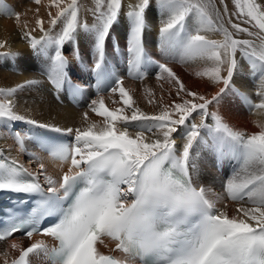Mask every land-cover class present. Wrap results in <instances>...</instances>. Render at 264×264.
Returning a JSON list of instances; mask_svg holds the SVG:
<instances>
[{
    "label": "snow or ice",
    "instance_id": "1",
    "mask_svg": "<svg viewBox=\"0 0 264 264\" xmlns=\"http://www.w3.org/2000/svg\"><path fill=\"white\" fill-rule=\"evenodd\" d=\"M41 2L34 0L37 5ZM232 2L233 12L221 0L223 8L214 9L213 14L204 0H155L161 15L160 49L172 56L160 63L151 58L144 43L150 27L146 15L153 0H137L125 11L123 0H96V23L92 25L80 23L78 0H49L48 7L55 9V14L48 12V23L53 30L60 24L59 33L52 35L45 30L44 20L37 19L40 38L32 34L33 30L25 31L24 36L38 53L48 56V50L54 49V56L49 57L52 63L48 78L57 92L66 84L82 91L72 84L68 60L61 50L66 42H76L81 29L91 36L98 98L89 107L104 123L62 129L18 114L11 99L0 102V128L10 129L13 122H24L71 136L69 142H64L61 138L13 132L21 149L27 150V137L50 157L68 165L59 185L50 177L46 179V191L33 173L15 160L8 161L0 152V192L42 197L40 207L26 219L0 228V242L16 232L28 238L50 236L58 242L52 248L42 240L27 248L13 242L10 246L19 256L10 264H31L30 256L40 255L51 264H264V122L256 124L258 132L246 133L230 126L218 110L209 109L210 105L218 108L224 94L232 92L245 100L250 111L264 113V0ZM0 13H8L3 0ZM9 15L20 22L19 13ZM122 20L128 23L129 75L140 78L143 67L156 64L157 78L176 86L180 102L165 105L157 115L149 116L134 107L124 80L109 69L106 42ZM236 21L250 24L256 31ZM22 27L27 28V24ZM208 33H217L222 39H212ZM5 48L7 42H0V49ZM237 51L251 69L258 102L233 84L239 67ZM18 55L0 53V57ZM177 57L181 63L205 62L207 66L195 75L223 87L211 98L188 90L169 66L177 62ZM36 83L28 81L27 85ZM109 84L110 92L118 93L121 107L110 109L100 95ZM16 91L0 89V96L12 97ZM147 92L149 97L155 95L151 89ZM127 109H131L130 115ZM194 113L200 117L199 123ZM88 118L85 112L84 119ZM209 118L211 124L206 123ZM133 121L152 123L137 126L132 125ZM181 126L185 131H180ZM129 127L135 129L134 134H130ZM202 129L211 138V145L201 134ZM177 133L183 141L180 148L174 138ZM202 146L210 147L218 162H236L216 199L210 198V189L194 179L198 173L195 161ZM33 159L39 157L33 155ZM221 201L223 207H218ZM229 204L235 206L231 215ZM45 216L58 219L41 230L38 225ZM105 239L114 242L111 251L122 256L102 253L98 245ZM4 255V264H9L8 253Z\"/></svg>",
    "mask_w": 264,
    "mask_h": 264
},
{
    "label": "bare ground",
    "instance_id": "2",
    "mask_svg": "<svg viewBox=\"0 0 264 264\" xmlns=\"http://www.w3.org/2000/svg\"><path fill=\"white\" fill-rule=\"evenodd\" d=\"M7 5L8 13H0V42H7V48L0 49V53L3 52H16L19 55L15 58L0 57V89L9 90L16 89L17 91L12 97L0 96V102L6 99H11L15 110L18 114L24 115L30 119H34L39 123L54 125L62 129L65 128H84L89 123L95 122L100 126H103V118L97 116L90 111V107H84L82 109H75L65 105H61L54 100L49 83L48 72L52 63L49 57L54 56V49L48 50V56L43 53H38L30 46L28 39L24 36L25 31L33 30L32 34L37 38H40V33L37 25V19H43L45 22V30L50 31L52 35H56L60 31L61 25L58 24L56 29H51L49 26L48 12L52 11L55 14V9H49V0H42L41 4L37 5L34 0H3ZM79 2V21L81 24L88 23L92 25L96 23L93 10L96 6V0H78ZM137 0H123L124 7L122 11L126 10L128 4H135ZM205 3L210 4L209 10L214 13V9H222L223 4L221 0H204ZM228 4L229 12L235 10V6L232 0H224ZM38 10V11H37ZM9 13H19L20 22L18 23L14 17H10ZM235 21V16L232 17ZM146 19L149 24V29L145 33L144 43L147 52L153 57L155 61L160 63L168 62L172 59V56L165 55L161 52L159 42V29L161 27V15L158 7L153 0V6L150 11L147 12ZM241 23L242 27H248L252 31L256 29L252 28L250 24H244L242 21H236ZM27 24V28H23L22 25ZM212 39H222L217 33H208ZM242 38H248L246 34H240ZM127 36H128V23L126 20H122L118 26L114 27L111 32L109 40L106 42V51L108 60L113 62L116 67H119L121 63L125 62L128 57L126 55L127 50ZM119 45L121 48V55L115 54L113 47ZM62 54H67L72 60L73 73L83 74V69L94 67L93 63V42L89 35H86L81 29L78 32L76 42H66L62 48ZM80 56L83 61V65L77 64L75 58ZM236 58L238 60L239 67L236 74L233 76V84L240 92L246 94L250 100L254 103L259 101L256 96V82L251 74V69L248 63L242 59L241 53L237 51ZM173 71L177 74L180 80L184 83L185 87L202 95H206L209 98L219 92L222 84H216L206 77H198L195 75L197 71L203 70L206 65L203 61L185 62L181 63L172 62L169 64ZM159 70L150 71L148 76L140 81H133L130 78H124V87L130 90L133 100L135 101L134 107L139 108L141 112L153 116L159 114L165 105H171L173 102H180V97L176 95V86L171 82H165L157 78ZM226 74V73H224ZM28 81H38L36 84L27 85ZM21 85L25 87L21 88ZM151 89L155 93L154 96L149 97L147 90ZM105 104L110 109L121 107L118 102V93L113 95L111 92L103 95ZM95 97L94 99H97ZM152 100L150 103L149 100ZM113 101H117L114 103ZM210 111H219L224 117L225 121L237 130L244 131L246 133H255L259 131L256 126L258 122H264V113L250 111L249 105L245 102L241 96L232 92H226L222 99L221 104L217 107L209 106ZM88 112V120L84 119V113ZM127 114H131V109L126 110ZM196 116V114H193ZM200 117L196 116V123H199ZM132 125H144L151 124V121H133ZM206 123L211 124L212 121L209 118ZM16 128H20L23 125H28L24 122H14ZM12 126V125H11ZM33 126V125H31ZM122 127V125H118ZM35 127V126H33ZM11 128V127H10ZM134 128L129 127L130 134H134ZM181 132L185 131V128L181 126ZM23 133V131H22ZM147 134V133H146ZM201 134L211 145L212 141L209 136L205 134V130H201ZM179 134H174V138H177ZM25 138V147L31 155L39 157V159H31L29 162H25V155L17 146L13 136L7 132L4 133V128H0V152L3 157L10 160H15L18 164L25 166L31 171L37 178L46 186L49 185L46 182L47 178L58 182L61 175L67 169L68 165L58 164L51 162L43 153L37 151L32 142ZM182 138H177V147L182 146ZM231 160V159H230ZM216 154L210 147L202 146L199 155L195 161L198 169L197 175L194 177L200 185L210 189L209 196L212 199L222 193L223 185L231 174L232 170H227L225 167L220 173L216 168ZM235 162L234 160H232ZM43 164L44 168L41 169L40 165ZM38 171L42 172L44 180H41ZM223 207V201L217 205ZM235 206L229 204L227 211L231 215ZM18 243L21 247L26 248L31 244L24 239L12 240L9 244L0 243V264H4L5 255L7 252V259L9 263L12 259L16 258L18 251L11 248V243Z\"/></svg>",
    "mask_w": 264,
    "mask_h": 264
},
{
    "label": "rangeland",
    "instance_id": "3",
    "mask_svg": "<svg viewBox=\"0 0 264 264\" xmlns=\"http://www.w3.org/2000/svg\"><path fill=\"white\" fill-rule=\"evenodd\" d=\"M12 126H15L14 125V122L11 124ZM11 126V127H12ZM7 132H8V128H5L4 129V133L5 134H7ZM26 140H28V139H26ZM23 153H24V155H25V162H29L30 161V159L33 157V155H31V153H29V152H25V151H23V149H20ZM30 154V155H29ZM26 155H29V156H31V158L29 157V156H26ZM38 173L40 174V178L43 176V174H42V172H40V171H38ZM45 179V177H43V178H41V180H44Z\"/></svg>",
    "mask_w": 264,
    "mask_h": 264
}]
</instances>
